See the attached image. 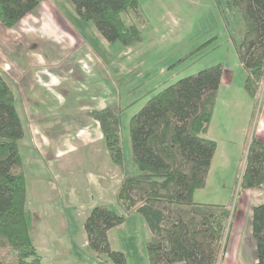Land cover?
<instances>
[{"label": "rangeland", "instance_id": "374dc122", "mask_svg": "<svg viewBox=\"0 0 264 264\" xmlns=\"http://www.w3.org/2000/svg\"><path fill=\"white\" fill-rule=\"evenodd\" d=\"M138 2L139 11L125 18L127 22L133 21L138 25L141 39L129 46L120 41H106L93 21L81 19L68 0H41L33 13L26 14L6 31L4 38L9 48H13L17 41L25 46L31 42L24 52L29 59L39 60L38 57H42V61L37 63L34 71L29 67L27 74L31 73L33 77L36 73V80L42 89L53 94V97L49 96L48 102L59 103L63 117L70 113L67 109L80 105H109L116 109L124 162L129 171L133 168L137 170L131 162V115L149 97L179 78L221 63L223 71L225 68L227 70L224 84L218 87L213 113L205 132L207 137L217 143L215 158L205 186L196 189L193 197L198 202L222 203L231 208L235 207V203L241 205V211L238 209L235 212V223L226 250L219 253L217 264H235V259L238 264H254L256 248L251 232L252 208L243 203V193L236 197V182L244 163L247 141L254 127L258 123L260 129H264V115L258 118L264 104V81L256 98L245 91L246 70L236 52L244 29L240 12L236 7H227L226 0ZM15 73L18 76L21 74L17 69ZM45 76L48 78L44 81L42 78ZM230 76L232 80L227 85ZM24 96L19 98L20 105L23 99L25 101ZM77 115L73 123L75 125L79 121L81 125L82 119L86 118L85 113ZM47 129L50 130L46 131L50 138L63 134L61 127ZM18 146L27 179L26 207L34 212L31 216V237L43 262L111 264L91 252L83 242L84 236L80 230L83 216L80 213L84 209L88 211V205L100 196L98 183L88 179L93 174L90 173L93 172L90 159L85 161L87 167H79L80 173L85 174V185L78 193L73 191L74 195H71V191L61 185L60 176L50 174L53 171L46 167L38 166L39 178L42 180L39 183L34 174L33 153L28 149L26 139L19 140ZM116 174L122 177L120 171L117 170ZM116 174L111 172L112 176ZM48 179L53 183L58 182L63 192L61 196L51 188ZM262 184L260 189L264 188ZM260 189L257 186L255 190L246 191L247 196L253 192L252 197L257 200L258 196L264 194ZM111 190H104V200L99 198V201L110 203ZM76 195L83 198L84 206H78L72 213L73 218L76 217L74 221L64 224L63 220L66 222L71 215V210L65 209V205L75 203ZM110 207L119 208L115 199ZM237 220L239 223H236ZM65 225H73L75 228H65L64 233L62 228ZM149 235L144 220L132 214L127 224L109 232V239L113 249L125 253L128 264H148L145 243ZM72 242L75 244L73 249ZM48 246L59 254L71 252L75 259L69 260L62 255L51 259V255H46L48 252L45 251ZM234 253H237L236 256H233ZM47 257H51V260Z\"/></svg>", "mask_w": 264, "mask_h": 264}, {"label": "trees", "instance_id": "16d2710c", "mask_svg": "<svg viewBox=\"0 0 264 264\" xmlns=\"http://www.w3.org/2000/svg\"><path fill=\"white\" fill-rule=\"evenodd\" d=\"M40 1L0 0V22L14 26ZM68 1L109 43L129 46L141 39L138 25L125 18L139 11L138 0ZM226 4L236 7L244 22L236 52L246 70L245 91L256 98L264 81V0H226ZM222 74L223 66L217 63L179 78L131 115V162L136 171H129L124 162L116 109L106 105L86 111L98 121L110 160L122 172L115 193L119 208L94 205L83 222L87 246L100 260L128 264L125 253L111 247L108 232L127 214L136 213L150 232L145 243L148 264H217L228 244L237 203L231 208L195 201L193 195L205 186L217 147L205 132ZM14 101L0 71V264H46L31 237L33 217L26 209L18 146L24 127ZM247 144L236 197L264 183V143L253 131ZM251 232L255 264H264V201L252 207Z\"/></svg>", "mask_w": 264, "mask_h": 264}, {"label": "crops", "instance_id": "0c3cea01", "mask_svg": "<svg viewBox=\"0 0 264 264\" xmlns=\"http://www.w3.org/2000/svg\"><path fill=\"white\" fill-rule=\"evenodd\" d=\"M33 11H31L28 14L33 13ZM10 28L12 27H6L0 22V48L2 46V50L0 52V71L3 74L4 78L6 79L7 83L10 86V89L14 94L15 107L17 109L18 114L20 115L24 127L23 138L26 139V144L28 146V149L32 150L31 151L33 153L32 160H35V163L33 161L34 169H35L34 174L35 176H37V181L39 183L40 182L42 183V180L39 178L40 168L38 166L43 168L46 167L47 170L51 169L53 171L50 172V174H57L58 176H60L61 185H63L64 188L69 189L68 191H71V195H74V192L78 193L79 192L78 190L81 189L83 185H85L84 182L85 174L80 173L79 167L81 168L87 167L85 161L86 159H90V165L92 166L91 169L93 171L90 173L93 174H91V176H89L88 179L90 181H94L95 183H98V185L100 186V190H99L100 196H98L97 199L95 198L93 200V204L88 205L87 207L89 208L88 211L84 209V211L80 213L81 215H83L81 216L82 221H80L81 223L80 230L82 232V235L84 236L83 242L85 243V245H87L86 234L83 227L84 219L87 216L92 206L97 204H106L110 206V204L112 205V203L114 202V199L116 201L115 193L121 180V177L118 174H116L117 170L120 171V173L122 174L120 168L117 165H114L110 160V157L104 145V140L98 121H96L86 113L88 109L98 108V107L101 108L103 106L92 107L88 105H80V106L71 107L70 109L66 110L67 112L70 113H68L66 117H63L60 111L62 110L60 109V104L48 102L49 96L53 97V94H50V92L42 89L41 87L42 85L38 83V81L36 80V73L34 72L33 77H31V73L30 75L27 74L28 70H30L29 67L33 68L32 69L33 71L36 70V65L38 62L40 63L42 61V57H38L39 60L37 58L29 59L27 57L28 54L24 51L28 50L27 47L31 42H29V44L25 46L22 42L17 41L14 44L13 48H9L7 46L8 42L4 38V35H7L6 33ZM4 52L6 55L4 54ZM16 69L21 72V74L19 73V76L15 73ZM226 71L227 70L225 68L219 85L220 87L221 85L224 84V74ZM47 78L48 77L45 76L42 78V80L45 81L47 80ZM231 80H232V76H230V80L227 83V85H230ZM14 86L16 89L14 88ZM21 88H23V91ZM22 94L25 95L24 96L25 101L23 99V102L20 105L18 101L20 97L22 98L23 96ZM80 112L85 113L86 118L82 119V121L80 122L81 125H79V121L74 125L73 122L78 118L77 114L80 115ZM262 114L264 115V104L261 107L260 115L258 118H261L263 116ZM58 127H61L63 129L62 130L63 134H61L60 137L50 138L48 133L46 132L50 130H48L47 128L54 129ZM255 127L253 129L255 135L264 143V129L261 130L258 123ZM261 132H263V135L261 134ZM214 158H215V153L213 155L210 168ZM37 159L39 161V164L37 163ZM22 166H23V170H25L23 164ZM75 171L76 173H74ZM111 172L115 173L116 175L112 176ZM24 175H25V182L27 184L26 174ZM47 182L48 184L51 185V188L54 189L56 193H60L59 195L61 196L62 190H60V186L58 182L53 183L49 179ZM52 184L54 185V187H52ZM76 184H78V186H76ZM88 185L89 183L87 182V187ZM75 186L77 188H75ZM260 187L261 185L258 186V189H260ZM106 189H112L110 195L111 197L110 203L109 202L105 203V201H99V198H102L101 200H104L103 197L105 192L104 190ZM255 189H257V187L248 190H255ZM261 190H263L264 193V188H261L260 191ZM246 191L244 193L245 201L243 202L246 204V206L252 208L253 205L256 204V202L260 203L264 201V194H262V196H258L256 200L253 199L252 197L253 192H250L249 193L250 195L247 196ZM74 201L75 203L65 205V209L71 210L70 212L71 215L69 216V219H66V222L65 220H63L62 223L64 224H67L68 221H72V220L74 221L76 217L73 218L74 215L72 213L76 211V208L78 206H84L85 201H83V198H81V196L78 197V195H76V200ZM239 205L240 204H238L237 206V210L240 209L241 205L240 206ZM26 209L30 213H34L27 207ZM132 214L138 215L136 213L127 214L126 220L121 225L110 229L109 232L113 231L115 228H119L120 226L127 224L129 222V217L132 216ZM36 218H38L37 220H39L40 217H38L36 214ZM138 218H141L143 220V218L140 215H138ZM239 220H237L236 223L237 222L239 223ZM237 226L239 228L238 224ZM65 228L74 229L75 227H73V225L71 226L65 225L62 228L64 233H65ZM71 244H72L71 248L73 249L75 247V244L73 242ZM45 251L48 252L46 253V255H51L52 257V258L47 257L49 260L56 259L59 255L66 256L67 258H69V260L75 259L74 256H71L72 254L71 252H65L64 254H59V252L51 250L49 246ZM236 254L237 253H234L233 256H236ZM255 262H256V257L253 263L255 264ZM236 263L238 264V261L236 262L235 259V264Z\"/></svg>", "mask_w": 264, "mask_h": 264}]
</instances>
